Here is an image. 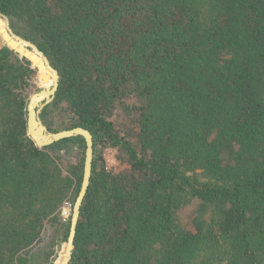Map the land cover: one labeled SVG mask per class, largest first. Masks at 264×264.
I'll return each mask as SVG.
<instances>
[{
    "label": "trees",
    "instance_id": "obj_1",
    "mask_svg": "<svg viewBox=\"0 0 264 264\" xmlns=\"http://www.w3.org/2000/svg\"><path fill=\"white\" fill-rule=\"evenodd\" d=\"M0 13L58 71L64 129L91 130L100 155L69 264H264V0H0ZM36 74L0 38V264L54 263L83 179L69 140L28 135Z\"/></svg>",
    "mask_w": 264,
    "mask_h": 264
},
{
    "label": "water",
    "instance_id": "obj_2",
    "mask_svg": "<svg viewBox=\"0 0 264 264\" xmlns=\"http://www.w3.org/2000/svg\"><path fill=\"white\" fill-rule=\"evenodd\" d=\"M0 37L11 50L19 54L21 58L31 62L33 67L38 70L39 82L43 85L39 91L31 95L27 105V132L30 138L39 147L55 145L66 140L73 143L76 138H80L78 143L81 147H84V156L82 158L83 179L72 208L70 230L60 260V264H69L74 250L82 205L92 177L95 154L94 134L83 126L53 131L44 124L40 117V109L53 101L57 93L60 78L58 71L34 43L13 31L10 20L2 13H0ZM50 78H52V85L44 86Z\"/></svg>",
    "mask_w": 264,
    "mask_h": 264
},
{
    "label": "rangeland",
    "instance_id": "obj_3",
    "mask_svg": "<svg viewBox=\"0 0 264 264\" xmlns=\"http://www.w3.org/2000/svg\"><path fill=\"white\" fill-rule=\"evenodd\" d=\"M42 87H43V85L40 84V82H39L38 70H37V74H36V77H35V82H34V86L32 87V93L31 94L39 91ZM46 107H47L46 112H47V117H48L47 119H48L51 127L53 129H55V131L64 129L65 125L63 123H64V121H68L69 120L68 117L70 115L69 114L70 108L68 107V105L64 102V103H62L61 105H59L57 107V106L52 104V101L49 102L48 104L44 105L40 109V117H41V119H42L41 113L44 112V109ZM51 121H52V124H51ZM69 144H70L69 146L74 151H76V152L77 151H81V153H82L81 154V158H83V156H84L83 147H81L78 142H73V143H69ZM118 155H119L118 149L117 148H113V147L106 148L102 152L103 161H104L107 169L112 170L114 172H118V171L122 170L123 168H125V164H123L119 160ZM99 156L100 155L97 154V151H95L94 159L99 158ZM70 211H71L70 206H66L64 208L63 214L65 215V218L69 215ZM190 211H191V207H189V206L184 207L183 210L181 211V218H182L183 223H185V224H188V217L190 215ZM63 252H64V247H63V244H62V246L57 251L58 254L54 258V263L53 264H60L61 254Z\"/></svg>",
    "mask_w": 264,
    "mask_h": 264
},
{
    "label": "bare ground",
    "instance_id": "obj_4",
    "mask_svg": "<svg viewBox=\"0 0 264 264\" xmlns=\"http://www.w3.org/2000/svg\"><path fill=\"white\" fill-rule=\"evenodd\" d=\"M50 79H52V78H50ZM50 79H49L48 82L45 84V86H51Z\"/></svg>",
    "mask_w": 264,
    "mask_h": 264
}]
</instances>
